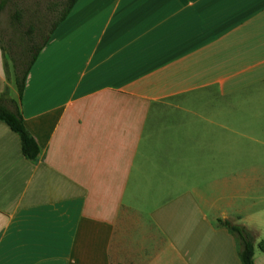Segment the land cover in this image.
<instances>
[{
	"label": "crops",
	"instance_id": "crops-1",
	"mask_svg": "<svg viewBox=\"0 0 264 264\" xmlns=\"http://www.w3.org/2000/svg\"><path fill=\"white\" fill-rule=\"evenodd\" d=\"M0 96V264H264V0H76Z\"/></svg>",
	"mask_w": 264,
	"mask_h": 264
},
{
	"label": "rangeland",
	"instance_id": "rangeland-1",
	"mask_svg": "<svg viewBox=\"0 0 264 264\" xmlns=\"http://www.w3.org/2000/svg\"><path fill=\"white\" fill-rule=\"evenodd\" d=\"M63 4V0H5L0 9V70L8 75L25 67L31 46L49 32Z\"/></svg>",
	"mask_w": 264,
	"mask_h": 264
},
{
	"label": "trees",
	"instance_id": "trees-1",
	"mask_svg": "<svg viewBox=\"0 0 264 264\" xmlns=\"http://www.w3.org/2000/svg\"><path fill=\"white\" fill-rule=\"evenodd\" d=\"M75 1L76 0H63L64 4L62 10L57 20L52 24L49 32L43 37L40 43L36 44L35 46H31L32 54L28 59V62L26 63L25 67L21 71H18L16 68L14 69L15 82L17 85L19 97H21L22 95L24 80L29 67L35 60L39 50L47 41L53 28L56 26L57 23H59L65 18ZM4 2L5 0L0 1V9L2 8ZM14 67H16V65ZM0 120L4 121L12 130H14L19 135L23 155L30 160H35L40 153V147L33 135L25 126L24 119L19 109L17 100L9 98L7 96H0ZM220 221L230 231L237 234L241 245L239 250V257L241 259L242 264H254V232L251 229L247 228L245 225L232 223L228 219H221ZM260 247L261 249H264V246L262 244H260Z\"/></svg>",
	"mask_w": 264,
	"mask_h": 264
}]
</instances>
